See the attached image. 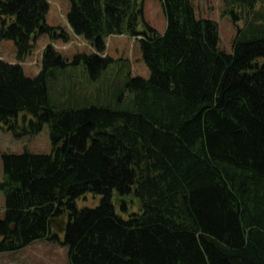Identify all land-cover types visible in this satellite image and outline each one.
I'll return each mask as SVG.
<instances>
[{
	"label": "trees",
	"instance_id": "trees-1",
	"mask_svg": "<svg viewBox=\"0 0 264 264\" xmlns=\"http://www.w3.org/2000/svg\"><path fill=\"white\" fill-rule=\"evenodd\" d=\"M222 1L237 26L231 51L192 0H160L163 32L138 29L143 0H71L67 22L94 48L75 57L94 77L115 61L106 38L125 33L150 76L129 75L113 103L93 90L59 107L48 83L72 62L52 43L36 75L21 62L40 35L67 38L47 22L49 0H0V38L18 58L0 56V121L19 134L31 113L29 132L48 123L53 143L2 155L0 252L63 223L69 264H264V0ZM88 191L100 203L78 207ZM114 195L123 207L136 196L141 211L123 217Z\"/></svg>",
	"mask_w": 264,
	"mask_h": 264
},
{
	"label": "rangeland",
	"instance_id": "rangeland-1",
	"mask_svg": "<svg viewBox=\"0 0 264 264\" xmlns=\"http://www.w3.org/2000/svg\"><path fill=\"white\" fill-rule=\"evenodd\" d=\"M50 7L47 13V22L54 26L64 28L67 38L61 36L52 37L49 34L40 35L34 43L33 50L22 60L26 74L36 75L41 69V59L44 48L52 43L64 57L72 63L69 70L61 68L58 77L51 78L48 83L50 100L54 105L79 106L85 104L84 96L88 91L99 92L97 103L108 104L117 100V95L125 84L129 75L150 76V70L142 59V52L138 39L130 34L111 35L106 38V52L115 58L107 73L103 72L93 76L88 69L83 57L77 58L79 53H92L94 48L90 42L82 36H77L69 26L66 16L71 8V0H49ZM199 16L210 17L218 21L220 33V45L231 51V42L237 32V26L229 13L224 12L222 0H192ZM264 5V1L261 3ZM261 5L259 9L263 8ZM144 16L140 18L138 29L147 30L146 22L159 31L166 28V17L160 0H143ZM240 21L239 25H243ZM0 56L10 62L18 61L17 47L13 39L0 38ZM70 73V74H69ZM75 85V88L73 87ZM26 115V119L24 118ZM33 118L31 113H20V128L16 134L0 121V183L4 180L3 153L23 152H52L53 143L49 131V124L45 123L38 133L29 132V120ZM28 127H24V125ZM124 198V197H122ZM102 194L88 191L77 200V206L94 207L100 203ZM126 206L117 195L113 197L118 214L128 217L133 212L141 211L136 196H126ZM5 194L0 188V218L5 214ZM63 223L54 226L58 235L55 238H39L31 243L16 249L0 252V264H69V248L65 241Z\"/></svg>",
	"mask_w": 264,
	"mask_h": 264
}]
</instances>
